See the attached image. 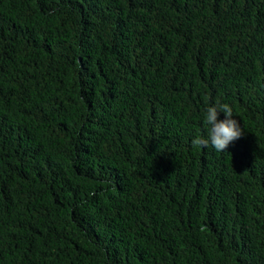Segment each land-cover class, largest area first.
<instances>
[{"label":"trees","instance_id":"1","mask_svg":"<svg viewBox=\"0 0 264 264\" xmlns=\"http://www.w3.org/2000/svg\"><path fill=\"white\" fill-rule=\"evenodd\" d=\"M0 264H264V0H0Z\"/></svg>","mask_w":264,"mask_h":264},{"label":"clouds","instance_id":"2","mask_svg":"<svg viewBox=\"0 0 264 264\" xmlns=\"http://www.w3.org/2000/svg\"><path fill=\"white\" fill-rule=\"evenodd\" d=\"M221 112L224 113V119H218ZM233 114V108L228 103L210 104L203 116V124L207 127L208 135L194 136L191 144L201 148L211 145L217 152L225 151L230 143L244 134L239 122L233 119Z\"/></svg>","mask_w":264,"mask_h":264}]
</instances>
